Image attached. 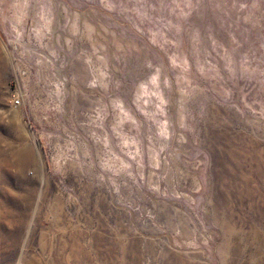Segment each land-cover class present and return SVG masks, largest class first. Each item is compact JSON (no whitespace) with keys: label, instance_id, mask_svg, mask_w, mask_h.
Returning <instances> with one entry per match:
<instances>
[{"label":"rangeland","instance_id":"obj_1","mask_svg":"<svg viewBox=\"0 0 264 264\" xmlns=\"http://www.w3.org/2000/svg\"><path fill=\"white\" fill-rule=\"evenodd\" d=\"M0 264H264V0H0Z\"/></svg>","mask_w":264,"mask_h":264},{"label":"built area","instance_id":"obj_2","mask_svg":"<svg viewBox=\"0 0 264 264\" xmlns=\"http://www.w3.org/2000/svg\"><path fill=\"white\" fill-rule=\"evenodd\" d=\"M13 104L16 107H20L23 104V100L21 99L20 96H14V98H13Z\"/></svg>","mask_w":264,"mask_h":264}]
</instances>
